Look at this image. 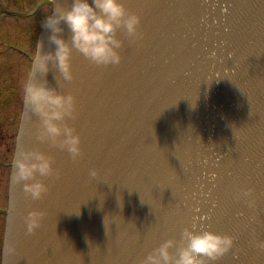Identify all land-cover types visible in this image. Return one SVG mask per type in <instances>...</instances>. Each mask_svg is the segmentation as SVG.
<instances>
[{
  "label": "water",
  "instance_id": "1",
  "mask_svg": "<svg viewBox=\"0 0 264 264\" xmlns=\"http://www.w3.org/2000/svg\"><path fill=\"white\" fill-rule=\"evenodd\" d=\"M72 3L54 0L53 14ZM122 3L141 24L136 38L118 30L120 65L73 49L71 82L52 62L32 78L76 98L67 123L81 156L41 142L42 120L25 103L3 264H143L168 239L175 255L185 229L234 238L214 264H264V0ZM52 35L43 34L41 55L55 52ZM32 151L55 170L39 178L49 189L40 200L14 179ZM33 211L44 216L29 234Z\"/></svg>",
  "mask_w": 264,
  "mask_h": 264
},
{
  "label": "clouds",
  "instance_id": "2",
  "mask_svg": "<svg viewBox=\"0 0 264 264\" xmlns=\"http://www.w3.org/2000/svg\"><path fill=\"white\" fill-rule=\"evenodd\" d=\"M62 23L72 33L71 44L60 38ZM140 24L141 18L129 13L122 0H73L70 10L48 16L44 21L43 27L53 33L50 42L56 48L54 53L41 55L42 45L38 43L39 55L33 66L32 78L37 71L46 74L48 63L52 62L64 80L71 82L74 79L71 63L73 49L98 66H118L123 59L119 51L123 42L117 38L118 30H123L130 38H136ZM32 78L25 87V103L42 120L40 141L51 140L55 143L59 140V147L73 159L78 158L81 156V137L67 123L76 117V98L34 83ZM22 156L23 159L15 163L14 179L17 183H23L24 191L33 200H40L49 189L39 178L54 175L53 161L39 151L23 153ZM89 175L96 178L97 171L90 170ZM243 195L247 197L250 192ZM43 216L44 213L40 211L28 214L26 223L29 234L41 227ZM182 239L185 246L178 249L175 255L172 250L176 248V241L168 239L148 254L143 264H214L234 247L233 237L208 230L195 232L185 229Z\"/></svg>",
  "mask_w": 264,
  "mask_h": 264
},
{
  "label": "rangeland",
  "instance_id": "3",
  "mask_svg": "<svg viewBox=\"0 0 264 264\" xmlns=\"http://www.w3.org/2000/svg\"><path fill=\"white\" fill-rule=\"evenodd\" d=\"M22 0H11L10 2H3V6L9 8L13 11L22 10ZM31 4L37 7L38 4L42 3V0H30ZM28 7V6H27ZM29 9H32L31 7ZM28 10V9H27ZM26 10V12H27ZM45 16V15H44ZM41 16V19L44 18ZM40 21V20H39ZM38 21V22H39ZM7 23H12V21L8 20ZM27 23H23V25H27ZM41 23V22H40ZM38 24V23H37ZM22 25V26H23ZM5 25H0V29ZM21 24L16 26V29H22ZM42 28L41 25H36L34 29V35L37 34L38 30ZM9 33H0V54L1 56L4 54L2 59L0 60V72L2 71V76L0 80V84L2 88L0 89V211H4L6 208V197H7V188L9 183V177L11 173V163L13 158L14 146L16 141L18 124L21 121V115L23 110V100H24V87H25V79L28 72V66L23 60V58L13 59L12 60V50H20L26 54H29V57H34V54H30L33 52L34 43L31 44L29 48L23 41L20 39L18 35H15L14 32L11 31L9 34L11 37L7 40L2 37H9ZM32 39V37H31ZM34 42V40H32ZM12 49V50H11ZM31 49V51H29ZM3 52V53H2ZM14 74L12 87L13 93L12 95H7V87H10V83L12 80L7 78L8 75ZM2 221V220H1ZM0 221V227L1 222ZM1 232V231H0Z\"/></svg>",
  "mask_w": 264,
  "mask_h": 264
},
{
  "label": "flooded vegetation",
  "instance_id": "4",
  "mask_svg": "<svg viewBox=\"0 0 264 264\" xmlns=\"http://www.w3.org/2000/svg\"><path fill=\"white\" fill-rule=\"evenodd\" d=\"M10 1L11 0H0V4H1L0 6H3V2H10ZM21 4L23 5L22 6L23 9L20 10V11H13V10L3 6L4 9H5L4 11L7 12V13L8 12L12 13V14L17 15V16H23L25 13H27V15H30V14L34 13V9L31 7L32 4H31L30 0H22ZM46 6H47V4H45L42 9H39L37 14H35L31 18H27V20L25 21V23L29 22L27 25H23L22 23H10L9 25H7L4 28V33H9L10 34L11 31H12V32H14L15 35H18L20 37V39L23 41V43L26 44L29 48L31 47L32 43H34L33 45L35 47L36 35H34V29L36 28V25H41L42 24V27H43V23L46 20L47 15L50 12V7H46ZM30 7L32 9H29ZM26 10H27V12H26ZM38 14H39V16H38ZM41 16H44V18L41 19ZM20 24H21V26L23 25L22 29H16V26H18ZM6 37H3V38L6 39ZM10 37L11 36L9 35V37H7V39L10 38ZM31 37H32V39H31ZM32 40H34V42H32ZM29 51H31V49ZM1 59H2V56L0 54V60ZM1 73H2V71L0 72V80H1V75H2ZM13 76H14V74L12 73L11 74V80L13 79L12 78ZM3 215L0 214V221L3 218ZM1 222L2 223H1V227H0V231H1L0 232V251H1V245H2V238H3V235H4L3 234V231H4L3 221H1Z\"/></svg>",
  "mask_w": 264,
  "mask_h": 264
},
{
  "label": "bare ground",
  "instance_id": "5",
  "mask_svg": "<svg viewBox=\"0 0 264 264\" xmlns=\"http://www.w3.org/2000/svg\"><path fill=\"white\" fill-rule=\"evenodd\" d=\"M38 16H39V14H38ZM38 16H37V17H38Z\"/></svg>",
  "mask_w": 264,
  "mask_h": 264
}]
</instances>
